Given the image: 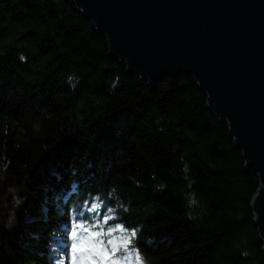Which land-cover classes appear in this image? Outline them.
Listing matches in <instances>:
<instances>
[{
	"label": "trees",
	"instance_id": "16d2710c",
	"mask_svg": "<svg viewBox=\"0 0 264 264\" xmlns=\"http://www.w3.org/2000/svg\"><path fill=\"white\" fill-rule=\"evenodd\" d=\"M261 186L193 78L134 76L74 2L0 0V264H71L74 223L135 228L143 264H264Z\"/></svg>",
	"mask_w": 264,
	"mask_h": 264
},
{
	"label": "water",
	"instance_id": "95a60500",
	"mask_svg": "<svg viewBox=\"0 0 264 264\" xmlns=\"http://www.w3.org/2000/svg\"><path fill=\"white\" fill-rule=\"evenodd\" d=\"M143 81L193 78L260 176L252 207L264 241V0H68Z\"/></svg>",
	"mask_w": 264,
	"mask_h": 264
},
{
	"label": "snow or ice",
	"instance_id": "6c2138e0",
	"mask_svg": "<svg viewBox=\"0 0 264 264\" xmlns=\"http://www.w3.org/2000/svg\"><path fill=\"white\" fill-rule=\"evenodd\" d=\"M104 222H109L107 217ZM115 232L124 235L106 242L102 239L105 235L113 236ZM137 236L135 228H126L124 224H117L114 229L105 233L88 228L84 223H74L71 228V264H143L138 250H135L132 257H121L122 250L133 251L134 238Z\"/></svg>",
	"mask_w": 264,
	"mask_h": 264
},
{
	"label": "clouds",
	"instance_id": "9594fccd",
	"mask_svg": "<svg viewBox=\"0 0 264 264\" xmlns=\"http://www.w3.org/2000/svg\"><path fill=\"white\" fill-rule=\"evenodd\" d=\"M17 203H19V201H17ZM8 227H11V224L10 223L8 224ZM242 254L245 255V256H247L249 253L247 251H244Z\"/></svg>",
	"mask_w": 264,
	"mask_h": 264
}]
</instances>
